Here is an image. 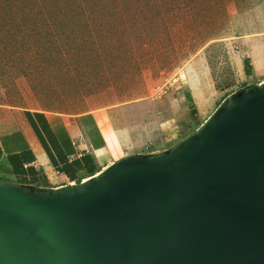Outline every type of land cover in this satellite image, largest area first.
<instances>
[{
  "label": "rangeland",
  "instance_id": "374dc122",
  "mask_svg": "<svg viewBox=\"0 0 264 264\" xmlns=\"http://www.w3.org/2000/svg\"><path fill=\"white\" fill-rule=\"evenodd\" d=\"M262 83L264 0H0V136L110 111L178 145Z\"/></svg>",
  "mask_w": 264,
  "mask_h": 264
},
{
  "label": "water",
  "instance_id": "95a60500",
  "mask_svg": "<svg viewBox=\"0 0 264 264\" xmlns=\"http://www.w3.org/2000/svg\"><path fill=\"white\" fill-rule=\"evenodd\" d=\"M263 84L162 154L58 189L0 179V264H264Z\"/></svg>",
  "mask_w": 264,
  "mask_h": 264
},
{
  "label": "crops",
  "instance_id": "0c3cea01",
  "mask_svg": "<svg viewBox=\"0 0 264 264\" xmlns=\"http://www.w3.org/2000/svg\"><path fill=\"white\" fill-rule=\"evenodd\" d=\"M28 111L32 120L30 123L25 113L26 132L17 129L1 135L0 146L3 143L10 151L21 150L23 147L29 149L34 159L28 165L41 173L46 182L41 188L55 189L83 182L125 157L156 156L175 147L171 145L174 135L169 133L170 137L166 138L159 128V133H153V124L115 125L110 111L75 114ZM41 123L45 124L52 138L42 133ZM37 129L42 142L37 136ZM5 157L3 153L0 160L5 163L4 166L7 165ZM86 160H89L90 168L94 164L98 169L95 174L89 173ZM63 166H67L69 171L63 170ZM78 177H81L79 181L76 180Z\"/></svg>",
  "mask_w": 264,
  "mask_h": 264
},
{
  "label": "trees",
  "instance_id": "16d2710c",
  "mask_svg": "<svg viewBox=\"0 0 264 264\" xmlns=\"http://www.w3.org/2000/svg\"><path fill=\"white\" fill-rule=\"evenodd\" d=\"M243 67L244 71L249 74L250 67L248 58L243 59ZM192 111L194 113V109H191V112ZM25 113L26 116L29 117V122L31 123L32 119H30V112L27 110L25 111ZM32 127L36 131V127H34V125H32ZM40 128L43 134L49 136V138H52L44 123H41ZM37 131V136L42 142V136L38 129ZM62 138L65 141V135H63ZM13 143H15L14 147H16V141H14ZM3 153L6 154L5 161L7 162V165L4 166L5 163L0 161V172L5 173H0V179H2V176H7L13 182L20 183L22 185H31L35 188H41L46 184L44 177L41 175V173H39L33 166L28 165V163L33 161L34 158L29 152V149H27V147H23V149L21 150L15 149L14 151H10L6 147V145L2 143V145L0 146V160ZM86 165L89 167L90 174H95L98 171L94 164L93 167L90 168L89 160H86ZM62 168L67 172L69 171L67 166H63ZM80 178L81 177H78L76 180L79 181Z\"/></svg>",
  "mask_w": 264,
  "mask_h": 264
},
{
  "label": "built area",
  "instance_id": "2783aa9c",
  "mask_svg": "<svg viewBox=\"0 0 264 264\" xmlns=\"http://www.w3.org/2000/svg\"><path fill=\"white\" fill-rule=\"evenodd\" d=\"M71 185H73V184H71ZM67 186V185H66Z\"/></svg>",
  "mask_w": 264,
  "mask_h": 264
},
{
  "label": "bare ground",
  "instance_id": "6f19581e",
  "mask_svg": "<svg viewBox=\"0 0 264 264\" xmlns=\"http://www.w3.org/2000/svg\"><path fill=\"white\" fill-rule=\"evenodd\" d=\"M99 173H100V172H99ZM99 173H98V174H99Z\"/></svg>",
  "mask_w": 264,
  "mask_h": 264
}]
</instances>
